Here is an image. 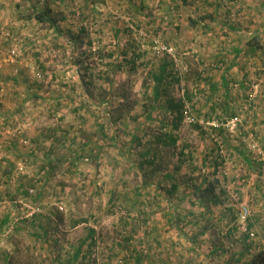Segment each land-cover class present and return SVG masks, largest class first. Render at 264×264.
Returning <instances> with one entry per match:
<instances>
[{
	"label": "rangeland",
	"instance_id": "374dc122",
	"mask_svg": "<svg viewBox=\"0 0 264 264\" xmlns=\"http://www.w3.org/2000/svg\"><path fill=\"white\" fill-rule=\"evenodd\" d=\"M261 248L264 0H0V264Z\"/></svg>",
	"mask_w": 264,
	"mask_h": 264
},
{
	"label": "trees",
	"instance_id": "16d2710c",
	"mask_svg": "<svg viewBox=\"0 0 264 264\" xmlns=\"http://www.w3.org/2000/svg\"><path fill=\"white\" fill-rule=\"evenodd\" d=\"M41 16H43L42 14H40V15H38V17H39V21H40V19H42L41 18ZM166 68H167V66L166 65H161L160 66V68H159V72L160 73H163V72H165V70H166ZM162 75L161 74H158V75H155V77H154V80H155V82H156V85H155V87H154V90H155V99H157L158 98V96H159V94H160V91H159V85H160V83H161V81H162ZM166 103H168V106L171 108V106H173V104H172V102H170V101H167ZM175 107H177V106H175ZM175 141L174 140H172V143H174ZM197 190H199V189H197ZM209 190L211 191V193H212V188H209ZM206 201L207 202H209V203H213V204H219V199H218V197L217 196H215V195H213V196H211V198H209V199H206ZM251 264H264V248H261V249H259L254 255H253V257H252V260H251Z\"/></svg>",
	"mask_w": 264,
	"mask_h": 264
},
{
	"label": "built area",
	"instance_id": "2783aa9c",
	"mask_svg": "<svg viewBox=\"0 0 264 264\" xmlns=\"http://www.w3.org/2000/svg\"><path fill=\"white\" fill-rule=\"evenodd\" d=\"M12 54H15L14 50L12 51ZM187 120H189V119L187 118ZM190 120H192V119H190ZM234 120H237V119H234ZM248 214H249L248 213V209L246 207H241L240 208V210H239V218L240 219L244 220L247 217ZM248 235L251 238L254 237L252 232H249Z\"/></svg>",
	"mask_w": 264,
	"mask_h": 264
},
{
	"label": "crops",
	"instance_id": "0c3cea01",
	"mask_svg": "<svg viewBox=\"0 0 264 264\" xmlns=\"http://www.w3.org/2000/svg\"><path fill=\"white\" fill-rule=\"evenodd\" d=\"M238 51H239V50H238ZM238 51H237V52H238Z\"/></svg>",
	"mask_w": 264,
	"mask_h": 264
}]
</instances>
